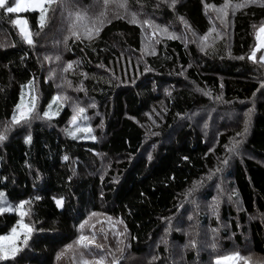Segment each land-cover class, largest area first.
I'll return each instance as SVG.
<instances>
[{
    "label": "trees",
    "instance_id": "16d2710c",
    "mask_svg": "<svg viewBox=\"0 0 264 264\" xmlns=\"http://www.w3.org/2000/svg\"><path fill=\"white\" fill-rule=\"evenodd\" d=\"M75 3L89 15L105 12L104 23L98 36H69L67 44L56 4L43 28L37 10L0 9V130L8 125L0 191L12 204L31 201L24 222L34 229L0 264H79V251L107 261L114 254L119 264H213L239 251L248 264H264V64L249 59L264 0L241 8H234L241 0H228L227 15L217 11L225 0L173 7L127 0V10L103 0ZM17 18L27 21L32 44L12 23ZM27 84L33 111L13 124ZM56 96L57 114L44 116ZM249 109L247 133L238 136ZM81 124L95 139L70 134ZM233 140L240 141L234 152ZM18 218L0 213V235ZM93 232L89 249L75 245L57 258Z\"/></svg>",
    "mask_w": 264,
    "mask_h": 264
},
{
    "label": "snow or ice",
    "instance_id": "6c2138e0",
    "mask_svg": "<svg viewBox=\"0 0 264 264\" xmlns=\"http://www.w3.org/2000/svg\"><path fill=\"white\" fill-rule=\"evenodd\" d=\"M110 2L114 3L118 8L127 10L128 7L127 0H103L104 7L107 8ZM165 2H167V0H165ZM249 2L250 0H241V3L234 5V8L245 7ZM176 3L177 0H171V4H169V6L173 7ZM53 4H56L57 7L59 8L62 19H66V30L68 32V35L64 36L63 42L65 44H67L69 36L79 40L81 39L82 36L87 37L88 39H92L94 35L95 36L99 35L101 27L103 26L104 23L105 12H100L98 15H89L87 9L82 10L76 6L75 0H14V3L11 6L8 5L7 0H0V9H3L6 13H19L26 10H39L40 13L39 26L40 28H43L48 20L46 13L48 12L49 7H51ZM45 5H48V7H45ZM228 6H229L228 0H225V4L222 5L219 9H217V11L222 13L223 15H227L226 9L228 8ZM208 7H214V6L205 5L206 9ZM65 13H66V17H65ZM131 16H132L131 22L136 23L137 14L135 12H132ZM180 20L185 25H187V21H185L183 17H180ZM12 23L20 26L19 30L23 35L24 40L28 44H32L33 39L31 33L27 28V21L23 19H16L13 20ZM144 23L148 24L149 21L145 20ZM163 31L167 32V28H164ZM204 39H206V37ZM256 40H257V44L255 48H253L251 55L249 56V59L255 60L257 51L260 49H264V25H261L260 28L258 29L256 33ZM45 59H50V57L46 56ZM56 59H60V57L57 56ZM239 59H244V57L241 56L239 57ZM259 61L264 62V54L259 56ZM68 67H71V62H69ZM261 87L264 88V82L261 83ZM253 95H255V93ZM59 99L60 96H56L53 98L54 101ZM33 108H34V104L32 105V107L25 106L22 97L21 102L16 104V109L18 110V114L16 113L13 114L12 123L17 124L20 123L21 121L29 120L30 113L33 111ZM73 110L77 114L83 113L85 111L84 108L79 106H74ZM251 112L252 109H249L248 113H246V117H248V119L245 120V126L243 132L237 133L238 136H243L244 134L247 133ZM48 115L49 113L45 111L44 116L47 117ZM76 119H77V115H73L72 121L75 122ZM7 130H8V125H5L4 130H0V141L6 139ZM77 130L79 131L80 129ZM84 131H91V129H84ZM70 134L74 135V133H70ZM92 138L95 139V137ZM30 139H31L30 136L26 137L25 142L30 141ZM239 144H240L239 140H233L229 151H233V152L236 151ZM153 147L155 146L153 145ZM64 159L66 160L68 159V157L65 156ZM149 159H151L150 154H149ZM224 162L227 163V161ZM35 199L38 200L40 199V197L37 196ZM62 199L63 198L56 200L57 206L61 205ZM30 204L31 201H27V200L19 201V203L15 205V207L11 204H7L5 199V193L3 191H0V213L16 211L20 217V219H18L16 222V224L19 226L18 228L14 226L11 229L10 234L0 235V260H5L9 257H15L17 252L20 251V249L23 246H26L28 244V241L34 229L31 226V224L24 222V217L30 214V209L25 210V205H30ZM91 215L96 216L98 214L92 213ZM86 223L87 221L82 223L80 225V228L83 229ZM101 231L103 230L101 229ZM95 239H96L95 232H93V235L91 237L80 235L73 245H67L65 250H62L60 253H58L57 258L59 259L60 257H62L66 251L73 250L75 245L80 246L81 249H89V246L95 243ZM18 240H20L19 247L17 246ZM165 243H167V241H165ZM191 243L193 244V246H195V242H191ZM210 246L213 249L217 247L215 241H213V243ZM95 247L100 249L103 248V245L97 243L95 244ZM117 250L123 252L122 249H117ZM88 255L90 256L92 255L91 250H89ZM153 259H155V257H153ZM249 259L250 257L242 256L239 251H233L231 253L217 255L215 258V264H248ZM119 261L120 258L116 257L114 254L112 256L111 261H107L106 257L103 255H99L98 258L96 256H93L92 259H88L86 258L85 253L83 251H79V264H119Z\"/></svg>",
    "mask_w": 264,
    "mask_h": 264
},
{
    "label": "rangeland",
    "instance_id": "374dc122",
    "mask_svg": "<svg viewBox=\"0 0 264 264\" xmlns=\"http://www.w3.org/2000/svg\"><path fill=\"white\" fill-rule=\"evenodd\" d=\"M37 11H39V10H37ZM17 19H23V18H17ZM24 20V19H23ZM17 25V24H16ZM261 25H264V22L262 23V24H260L259 25V27L257 26V28L255 29V42H254V46H253V48H255V46H256V44H257V40H256V33H257V31H258V29L260 28V26ZM17 27L18 28H20V26L19 25H17ZM28 28V27H27ZM29 30V29H28ZM20 31V30H19ZM30 32V31H29ZM23 36V35H22ZM253 48H252V50H253ZM252 50H251V52H252ZM262 54H264V49H260V50H258L257 51V53H256V60H259V56L260 55H262ZM251 55V54H250ZM262 64H264V62H262ZM26 87H24L23 89H22V91H21V95H20V101H19V103L21 102V98L23 97V103H24V105L25 106H27V107H30L31 106V103H32V93H31V91H30V86L27 84V85H25ZM58 102L55 100H51V101H49V103H48V105L45 107V111H47L48 113H49V115L47 116V117H49V116H55L56 114H57V112H58ZM16 109V108H15ZM44 111V112H45ZM14 113H16V114H18V110L16 109L15 111H14ZM13 113V114H14ZM190 118H191V122L193 121L194 123H196V124H198L199 122H201V120H202V116H201V113L199 112V111H194L191 115H190ZM78 123H79V120H78V118L76 119V121L75 122H71V124L72 125H78ZM203 126V123H201L200 124V127H202ZM77 129H80L79 131L77 130ZM84 129H88V127H87V125H83V124H81L79 127H77V128H75L74 129V135H72V136H74V137H78V138H80V139H82V140H93V135L90 133V131H84ZM5 199H6V197H5ZM6 202H7V204H11V205H13L14 207H15V205H17V204H12V203H10L7 199H6ZM61 206V205H60ZM59 206V207H60ZM13 212V211H12ZM16 212V211H15ZM178 214H180V213H178ZM177 214V215H178ZM18 219H20V217L18 218ZM16 227L18 228L19 226L16 224ZM10 232H11V230L9 231V232H7L6 234H2V235H8V234H10ZM21 239H22V236H21ZM213 264H215V259H214V262H213Z\"/></svg>",
    "mask_w": 264,
    "mask_h": 264
}]
</instances>
